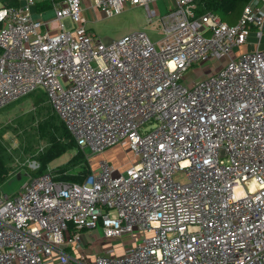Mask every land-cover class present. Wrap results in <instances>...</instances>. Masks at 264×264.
Here are the masks:
<instances>
[{
	"label": "built area",
	"instance_id": "2783aa9c",
	"mask_svg": "<svg viewBox=\"0 0 264 264\" xmlns=\"http://www.w3.org/2000/svg\"><path fill=\"white\" fill-rule=\"evenodd\" d=\"M37 1L0 0V111L41 92L86 157L127 146L135 161L99 159L80 184L27 172L0 197V264H264V0L233 25L199 0L160 15L149 5L163 0H97L107 18L143 8L158 37L107 45L80 0H49L51 21L34 18ZM98 229L131 246L94 251L83 233Z\"/></svg>",
	"mask_w": 264,
	"mask_h": 264
},
{
	"label": "rangeland",
	"instance_id": "374dc122",
	"mask_svg": "<svg viewBox=\"0 0 264 264\" xmlns=\"http://www.w3.org/2000/svg\"><path fill=\"white\" fill-rule=\"evenodd\" d=\"M46 1L48 2L49 0ZM80 1L82 9L88 10L94 20V22L89 25L88 33L91 35L93 34V36L98 38L105 45L126 34L136 31H144L152 42L158 38L155 29L151 25L144 26L146 11L143 9H126L119 15L107 18L98 8L94 7V10L90 7L91 4L97 0ZM149 8L155 10V14L160 15L157 5L153 6V4H151ZM53 17L54 12L50 7L47 11L42 13L41 16L34 15V18H40L42 21L51 20ZM65 21L66 23L68 22L67 20ZM249 42H254L253 36L249 38ZM260 44H262L261 48H264V30ZM250 48L251 47L248 46L237 48L235 54L240 51L250 50ZM233 55L234 54H232V56ZM213 63L214 61L211 60L203 66L193 68L185 77V84H191L193 81L206 77L205 73L208 70L207 65ZM10 106L12 108H9ZM10 106L4 108L3 111L0 112V147L5 150L6 155L12 160L9 165L10 170H24L28 173L44 171L68 176L85 174L88 170L95 168L99 159L105 160L117 168H121L129 161H135L132 152L127 146H116L104 151L103 154L94 158L86 157L85 153L79 150L83 155L84 161L76 165H74V163L79 161L75 158L77 150L71 149L42 167L41 157L49 148V144L45 138L41 137V133L36 127L38 124L40 125L46 117L50 116L52 112L54 113V111L47 103L44 94L38 91L27 97L21 98ZM28 112L32 113V119L24 118L21 123L18 124L13 121L17 116ZM83 234L89 243L95 244L93 247L94 251L101 252L107 247H112V249H115L116 254H121L123 250L121 246L123 248L131 246L129 242L130 236H124L120 241L110 244L102 240L100 229L88 231ZM68 252L71 253V251Z\"/></svg>",
	"mask_w": 264,
	"mask_h": 264
},
{
	"label": "trees",
	"instance_id": "16d2710c",
	"mask_svg": "<svg viewBox=\"0 0 264 264\" xmlns=\"http://www.w3.org/2000/svg\"><path fill=\"white\" fill-rule=\"evenodd\" d=\"M249 1L250 0H199L197 2V12L203 13L210 11L211 13L217 15L221 21L229 25H233L238 20L243 8L248 4ZM13 2H15V0H13ZM9 108L12 107L10 106ZM2 111L3 110L0 112ZM24 118L32 119V113L28 112L17 116L15 119H13V121L18 124L21 123ZM36 128L38 131H40L41 137L45 138L49 144V148L41 157L42 167L71 149L77 150L75 158L79 160L77 163H74V165L84 161L83 155L76 147V144L66 131L63 124L60 122L59 118L53 112L50 114V116L46 117L40 125L38 124ZM11 162V158L6 155L5 150L0 147V185L9 178L11 173H13V170H10L9 168ZM44 173L46 172H29L31 177H37ZM89 173L90 170H88L85 174H75L68 176H63V174L61 175L58 173L51 174L54 175V180L56 181L80 184L89 175Z\"/></svg>",
	"mask_w": 264,
	"mask_h": 264
},
{
	"label": "crops",
	"instance_id": "0c3cea01",
	"mask_svg": "<svg viewBox=\"0 0 264 264\" xmlns=\"http://www.w3.org/2000/svg\"><path fill=\"white\" fill-rule=\"evenodd\" d=\"M161 2V1H160ZM160 2H157L156 4H153L154 5H157L158 7V11L160 14L164 13L168 8L169 6L171 5V0H163L161 3ZM92 5V4H91ZM91 7V6H90ZM49 8L48 6V2L46 0H38L37 3H36V6H35V9L33 11L34 15L35 16H41L42 13H44L45 11H47V9ZM131 9H136V8H131ZM140 9H143V8H140ZM126 10V9H125ZM144 10V9H143ZM96 12V11H95ZM82 18L84 19V22H85V25H86V28L87 30L89 29V25L91 23L94 22L93 18L91 17V15L89 14V11L88 10H83L82 9ZM39 20H41L40 18H38ZM53 19V18H52ZM51 19V20H52ZM51 20H47V21H51ZM65 26H67V28H71V24L70 22L68 21L66 23V21L64 20L63 21ZM155 24V22H154ZM144 26H149V24H147V21H146V17H145V25ZM153 27V25H151ZM48 28L50 30V34H54L57 32V28H56V25L52 22H50L48 24ZM144 28V27H143ZM156 32V31H155ZM93 35V34H92ZM219 64V62L217 61H214L213 64H208V70L206 71L205 75H208L210 72H212L216 67V65ZM204 78V77H203ZM193 83V82H192ZM126 164H124L122 167H124ZM20 170L18 171H13V173L10 174L9 178L10 179L12 176H14L16 173H18ZM27 173V171H25ZM28 174V173H27ZM7 179V180H8ZM6 180V181H7ZM5 181V182H6ZM4 182V183H5ZM3 183V184H4ZM2 185V184H1ZM0 185V186H1Z\"/></svg>",
	"mask_w": 264,
	"mask_h": 264
},
{
	"label": "water",
	"instance_id": "95a60500",
	"mask_svg": "<svg viewBox=\"0 0 264 264\" xmlns=\"http://www.w3.org/2000/svg\"><path fill=\"white\" fill-rule=\"evenodd\" d=\"M28 178V174L24 170H20L0 186V197H11L28 180Z\"/></svg>",
	"mask_w": 264,
	"mask_h": 264
}]
</instances>
